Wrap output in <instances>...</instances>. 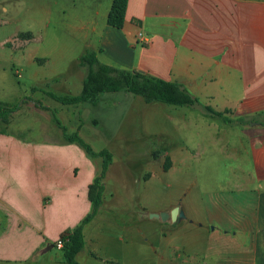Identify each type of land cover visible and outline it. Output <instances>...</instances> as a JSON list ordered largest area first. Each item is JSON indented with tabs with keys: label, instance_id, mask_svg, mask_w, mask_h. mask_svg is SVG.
Instances as JSON below:
<instances>
[{
	"label": "crops",
	"instance_id": "0c3cea01",
	"mask_svg": "<svg viewBox=\"0 0 264 264\" xmlns=\"http://www.w3.org/2000/svg\"><path fill=\"white\" fill-rule=\"evenodd\" d=\"M92 30L101 35L95 51L101 62L178 82L200 103L243 118L226 125L245 137L250 164L232 168L234 182L204 200L202 217L184 212L180 219H188L190 229H158L169 244L164 249L150 244L149 259L141 255L148 238L140 227V210L135 214L134 207L124 206L116 191L105 196L109 166L103 203L84 226V247L76 260L264 264V0H128L121 28L105 23ZM74 62L78 66V58ZM14 74L21 75L16 69ZM201 117L196 126L203 133L201 143L221 140L223 148L227 127ZM175 120L176 125H168V140L182 141L188 120ZM182 123L184 132L177 127ZM94 163L75 144L26 142L0 132V264H66L54 244L91 209ZM180 249L186 258L175 254Z\"/></svg>",
	"mask_w": 264,
	"mask_h": 264
},
{
	"label": "rangeland",
	"instance_id": "374dc122",
	"mask_svg": "<svg viewBox=\"0 0 264 264\" xmlns=\"http://www.w3.org/2000/svg\"><path fill=\"white\" fill-rule=\"evenodd\" d=\"M109 8L110 0H0V101L19 105L7 122H0V129L26 142L67 143L53 121L55 114L66 133L77 132L94 151L111 152L105 196L116 191L124 206L134 207L135 214L140 210V227L148 238L142 241L141 255L149 259L150 244L161 249L169 244L158 236V229L171 233L192 227L188 219L161 220L152 214L178 206L183 214L202 217L204 200L227 190L234 182L232 168L250 164V157L245 137L218 119L216 125L227 127L228 142L223 140V148L218 146L221 140L201 143L203 133L196 127L203 119L199 106L145 103L141 96L124 91L102 92L96 105H63L45 94L80 92L85 67H75L74 61L87 50L97 51L101 35L92 26L105 25ZM31 57L46 60L39 63ZM57 73L60 76L52 77ZM168 115L188 120V131L184 123L177 125L186 139L168 140V125H176ZM94 162L99 171L101 158ZM182 251L175 254L186 258Z\"/></svg>",
	"mask_w": 264,
	"mask_h": 264
},
{
	"label": "trees",
	"instance_id": "16d2710c",
	"mask_svg": "<svg viewBox=\"0 0 264 264\" xmlns=\"http://www.w3.org/2000/svg\"><path fill=\"white\" fill-rule=\"evenodd\" d=\"M110 1L106 23L111 27L119 29L124 23L128 0ZM29 33H26V35ZM78 63L85 67V75L82 79V86L79 93L57 95L51 91H45V94L63 105L84 102L96 105L99 101L98 95L100 93L124 91L141 96L145 103L162 102L173 106H199L203 109L204 116L211 119H218L228 125H232L233 120L240 123L244 122L243 118L233 119L228 116L230 112L228 109L225 111H216L210 106L200 103L197 98L193 97L178 82L167 81L141 71L118 68L103 63L98 59L96 52L93 50H87L80 55ZM31 90L35 91L37 88L32 87ZM18 107V104L11 105L0 101V122H7L9 116ZM53 121L62 129L65 142L80 147L91 160L97 157L101 158L99 171L94 175L88 186V197L91 202L90 211L73 229L63 233L58 239L62 242V246L59 249L64 262L66 264H79L76 260V255L84 247L83 229L96 215L103 203L104 178L112 163V154L106 149L94 151L77 132L71 134L66 133L65 127L55 114H53ZM0 132H5V130L0 129ZM54 245L56 246V242Z\"/></svg>",
	"mask_w": 264,
	"mask_h": 264
},
{
	"label": "water",
	"instance_id": "95a60500",
	"mask_svg": "<svg viewBox=\"0 0 264 264\" xmlns=\"http://www.w3.org/2000/svg\"><path fill=\"white\" fill-rule=\"evenodd\" d=\"M155 217L160 218L161 220H167L169 219L170 221H175L179 220L180 218L184 217V214L182 210H179L178 206H175L172 210L169 212H160V213H153Z\"/></svg>",
	"mask_w": 264,
	"mask_h": 264
},
{
	"label": "built area",
	"instance_id": "2783aa9c",
	"mask_svg": "<svg viewBox=\"0 0 264 264\" xmlns=\"http://www.w3.org/2000/svg\"><path fill=\"white\" fill-rule=\"evenodd\" d=\"M138 36L141 37V33H138ZM61 246H62V242L60 240H57L56 241V247L61 248Z\"/></svg>",
	"mask_w": 264,
	"mask_h": 264
}]
</instances>
